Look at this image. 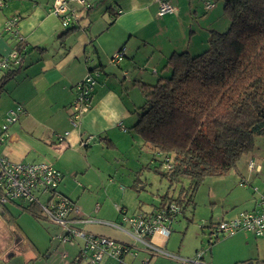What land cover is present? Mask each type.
I'll return each instance as SVG.
<instances>
[{"label":"crops","instance_id":"0c3cea01","mask_svg":"<svg viewBox=\"0 0 264 264\" xmlns=\"http://www.w3.org/2000/svg\"><path fill=\"white\" fill-rule=\"evenodd\" d=\"M50 2L52 0H5L8 12L0 9V28L10 12L18 16L17 30L23 38L25 52L19 70L4 81L0 89V122L7 111L20 110L18 119L6 130L7 137L0 144V154L11 162L52 164L61 174L58 192L76 203L78 200L82 201V198L97 199L95 203L98 208L93 209H90L89 201H84L87 204L81 202V217L84 221L78 224L80 228L139 247L129 234L130 225L122 221L121 214L133 216L144 212L141 206L138 205L131 211L132 215H128L129 209L125 205L118 206L114 203L111 206L114 212L110 213L106 208L110 204L104 202L103 205L99 202L108 192L117 191L115 180L119 174L124 176V168L121 170L119 166L127 164V160L130 163L133 160L141 167L145 163L148 169H154L160 164L157 156L143 146L142 139L137 134L127 131L126 127V131L118 127L120 122L130 128L137 119L134 112L137 106L126 102L120 88L130 82L133 85L138 82L154 84L158 79L169 76L170 71L163 67L172 53L186 51L192 54L190 47L193 44L207 43L209 34L213 31L223 32L224 29L219 28H223L227 22L215 3H212V8H206L205 1L202 3L203 8L197 0H188L187 3L182 0L173 1L174 12L159 16L156 12V0H87L86 2L95 4L96 7L86 14L84 7L76 5V19L73 22L75 29L65 33L66 27L61 26L60 18L50 11ZM201 8L206 12L203 16L214 15L215 20L210 21L202 33L195 35L192 22L193 18H198ZM218 19L224 22L216 26L215 21ZM224 28L227 26L224 25ZM196 36L200 37L197 44L193 42L198 38ZM14 42L10 35H0V55L8 54ZM122 46L126 48L124 57L118 63L111 64L109 59ZM91 69L100 73L92 88L91 107L80 115L78 125L73 127L69 121L68 108L74 100L76 84ZM89 135L92 136L90 144L82 146L79 140ZM134 146L139 148L138 152L129 153L134 157L122 158L128 154L126 149ZM143 152L149 154L144 163L141 160ZM120 155L123 156L119 157ZM250 159H255L260 166L258 172H248L247 161ZM263 170L262 158L253 151L242 156L236 172L240 175L239 184L251 186V193L245 197L241 209L224 215L221 220L230 219L241 211L254 208L257 188L264 189ZM131 175L132 172L129 171L127 177L132 180L130 187L135 188L137 179ZM123 189L121 188L125 191ZM85 190L89 191L88 194H85ZM8 204L23 211L20 202ZM163 205L152 201L145 212H151ZM5 209L10 219L11 212L6 206ZM219 221H210L208 225L203 224L201 227L210 228ZM115 224H122L121 227L128 232L116 228ZM239 233H245L242 235L245 248L250 245L246 255L220 260L212 256L213 249L210 245L207 248L210 257L204 256L207 253L205 250L201 262L264 264V231L261 235L245 231L235 232ZM168 237L163 244L164 250ZM153 239L157 243L163 242L160 235ZM77 244L80 245V242ZM78 251L77 249L71 264H81V260L76 259ZM140 252L135 256L137 258L134 257L135 261L126 255L123 262L129 260V264H140L139 257H148L146 252L139 256ZM171 254L178 256L177 253ZM195 254L192 257H178L193 258ZM151 261L147 264H151Z\"/></svg>","mask_w":264,"mask_h":264},{"label":"trees","instance_id":"16d2710c","mask_svg":"<svg viewBox=\"0 0 264 264\" xmlns=\"http://www.w3.org/2000/svg\"><path fill=\"white\" fill-rule=\"evenodd\" d=\"M221 1L228 28L211 32L201 53H172L163 67L169 76L136 84L144 103L134 110L137 119L129 128L157 156L155 172L164 164L159 175L169 185L189 179L192 194L206 177L237 171L242 156L253 151L255 137L264 135V0ZM88 3L86 14L96 7ZM74 29L72 23L65 33ZM14 43L21 61L2 74L0 89L25 55L23 39ZM87 74L96 82L100 73ZM21 206L43 219L37 207ZM3 209L1 215L10 220Z\"/></svg>","mask_w":264,"mask_h":264},{"label":"rangeland","instance_id":"374dc122","mask_svg":"<svg viewBox=\"0 0 264 264\" xmlns=\"http://www.w3.org/2000/svg\"><path fill=\"white\" fill-rule=\"evenodd\" d=\"M171 1L173 4V1L176 2L177 0ZM182 1L183 3L188 2V0ZM203 1L215 3L217 8L223 13L221 9V0H197L200 7H202ZM52 2H54V0H52ZM52 2L50 3L52 4ZM202 8L198 11V18H193L192 30L195 31V35L202 33L203 28L209 26L210 21L215 20L214 15H210L209 17H207L209 14L203 16L206 12L204 13ZM12 16L17 15L10 12L8 17L11 18ZM8 17H5V21L0 28V35L4 37L9 36V33L4 31L5 22ZM223 18L224 21L227 22V25L226 23L224 25L228 28L229 21H227L228 19L224 14ZM224 21H219L218 19L215 21V25L217 26ZM224 25L222 26L223 28L219 29H224L223 31H225L227 28H224ZM196 37L198 38L193 40L195 44L200 41V37ZM192 47H190L191 53L192 55H195L204 51L208 47V42H204L203 45L193 44ZM135 85H133L132 82H130V84L126 83L125 86L120 89H122V97L124 96L127 103L139 107L143 105L144 98L141 95L138 86ZM125 92H127V94H125ZM117 125L121 130H124V127H126L127 131H132L127 124L119 122ZM126 138L127 137H125V139ZM137 150H139L137 146H134L131 149L128 148L126 149L128 154L126 153V155H120L119 157L123 156L122 158L130 159L134 157V155L130 156L129 153H136L138 152ZM253 152L255 155L261 157L264 163V135H258L255 137ZM142 155L141 160L142 163H144L149 154L147 155L143 152ZM253 160L255 161V159ZM130 161L131 163L127 160V164H124L122 167L119 166L121 170L124 168V172H122L124 176L119 174L115 180V186L118 188L116 189L117 191H114L113 193L108 192V194L103 197V200H98L99 202H102L103 205L105 203L110 204L109 206H106L108 212H114L111 207L114 203L118 206L125 205L129 209L127 212L128 215H132L133 212L131 211L134 208L136 209L138 205L141 206V210L145 212L149 203L152 201H158V203L160 202V204L164 205H167L171 201L170 203H174L179 210L175 214L172 224H170L171 235L168 237L165 251L169 253H177V255L181 257H192L196 251H207V248L212 246V256H215L220 260L226 259V257L231 258L232 256H243L249 252L250 245L246 246V248L243 245V234L245 233H234V235L220 236L217 240L213 238L211 240L212 244L209 246V227H201L203 224L208 225V222L210 221H219L224 215L243 207V203L245 202L244 199L249 196L252 188L249 185L247 186L244 184V186H242L239 184V173L232 170L223 176L206 177L199 185H197L196 190L192 194V185L190 186L189 179L184 178L182 179V183H173L169 185L168 180L164 176L159 175V172L165 170L164 164L160 166L159 172H155L154 169L146 168L145 163L143 164L144 167H141V165H138L135 161ZM248 162L249 160L247 161L248 172H256L255 169L248 168ZM129 171L132 172L131 176H133V178L136 176L137 180L134 183L135 188L130 187L132 185V180L127 177ZM181 185L184 188L182 194H180ZM95 188L96 186L94 185L93 189ZM121 188H124L123 190L125 191H122ZM261 191L262 189L259 190L257 188V195ZM88 192V190H85V194H88ZM123 192H127L126 195L125 193L122 195ZM166 194L167 197L165 198L164 196ZM81 200L83 202L89 201L88 204L90 205V209L98 208V204L95 203L97 199L95 198H82ZM82 201L78 200V203H74L80 210ZM6 207L11 212L12 216L10 217V220H6L1 215L0 210V264H71V260H73L75 256L74 254H76L77 249L79 250L80 245L77 244L79 243V239L74 241L75 243L73 245L60 243L59 240H57V235L61 232L59 226L53 224L49 220L35 218V216L28 212L21 211L16 207H11L10 204H7ZM63 251L68 253L67 256L63 257L60 255ZM140 251H138L140 252L139 256H143L144 252L141 248ZM204 256L210 257V252L207 251ZM135 258L130 257L129 259L135 261ZM145 259V257L143 259L139 257L140 264H144L143 261ZM151 260V264L154 263V261L156 262L154 264H181L179 260L171 261L163 255L154 256ZM129 262V260L128 262L124 261L122 264H129ZM81 264H86L84 259L81 260Z\"/></svg>","mask_w":264,"mask_h":264},{"label":"built area","instance_id":"2783aa9c","mask_svg":"<svg viewBox=\"0 0 264 264\" xmlns=\"http://www.w3.org/2000/svg\"><path fill=\"white\" fill-rule=\"evenodd\" d=\"M87 0H54L50 11L60 18L61 26L67 27L76 19V5L87 8ZM157 14L159 16L174 12L171 0H156ZM212 3H205L206 8H212ZM0 9L5 8V0H0ZM18 16L7 18L4 31L8 32L14 41L22 40L18 32ZM126 48L122 46L109 59L111 64L118 63L125 55ZM21 61V54L12 48L7 55H0V77L2 74L17 65ZM95 83L91 74H86L75 86V97L68 108L69 121L76 127L81 118L91 107L90 91ZM20 110H9L0 122V144L7 137L8 127L18 118ZM92 136H87L80 141L82 146H88ZM248 168L260 170V166L253 159L248 162ZM61 180V174L52 164L47 162H11L0 154V205L20 202L21 204L35 206L39 209L43 219L49 220L59 226L61 232L57 235L60 243L73 245L79 239L80 247L77 260L84 259L86 264H122L123 257L128 255L135 257L140 251L147 253L144 264L157 255L178 259L181 264H203L201 257L205 250L198 251L193 258H181L163 249V244L170 235V228L178 207L170 203L152 212H138L133 216L124 215L121 211L122 221L131 227L129 234L139 247L112 240L103 235L94 234L78 226L83 222L81 210L66 195L58 192L57 186ZM240 185H243L241 183ZM116 228L128 232L122 224H115ZM237 231L251 232L261 235L264 231V189L257 195L255 206L252 210L239 212L236 216L221 220L212 224L209 228V241L220 236L234 234ZM163 238L162 243L155 241V236ZM209 243V242H208ZM67 252L60 255L65 257Z\"/></svg>","mask_w":264,"mask_h":264},{"label":"flooded vegetation","instance_id":"af4514ba","mask_svg":"<svg viewBox=\"0 0 264 264\" xmlns=\"http://www.w3.org/2000/svg\"><path fill=\"white\" fill-rule=\"evenodd\" d=\"M5 207V205H0V210L2 212V209Z\"/></svg>","mask_w":264,"mask_h":264}]
</instances>
